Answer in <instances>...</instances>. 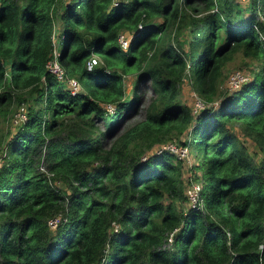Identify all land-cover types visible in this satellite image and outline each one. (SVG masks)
I'll use <instances>...</instances> for the list:
<instances>
[{
  "label": "trees",
  "instance_id": "obj_1",
  "mask_svg": "<svg viewBox=\"0 0 264 264\" xmlns=\"http://www.w3.org/2000/svg\"><path fill=\"white\" fill-rule=\"evenodd\" d=\"M255 26L264 31V0H0V112L25 107L0 154V264H264V42ZM53 48L78 91L47 70ZM237 51L259 59L257 70L216 97ZM92 54L102 61L87 69ZM184 76L202 100L195 111L177 99ZM141 82L151 90L143 117L117 132L143 104ZM234 122L262 152L258 162ZM169 140L197 158L201 206L174 207L185 198L180 160L156 147Z\"/></svg>",
  "mask_w": 264,
  "mask_h": 264
},
{
  "label": "rangeland",
  "instance_id": "obj_2",
  "mask_svg": "<svg viewBox=\"0 0 264 264\" xmlns=\"http://www.w3.org/2000/svg\"><path fill=\"white\" fill-rule=\"evenodd\" d=\"M241 1H245V0H241ZM156 19L160 20V17H156ZM54 23H55V27L59 25V20L56 18V16L54 17ZM95 56L98 59V63L102 61L101 56L99 54H95ZM259 62H260L259 59L252 58L249 56H244L239 51L234 52L233 55L231 56V58L229 60H227L224 63V65L222 66V77H221V80H220V83H219V86L217 89L216 97L220 96V94L224 90L230 91V90H234V89L239 87V86H237L236 88H230L229 87L228 75L233 70H235V69L240 70L241 74L245 76L244 81H247L248 79H250L253 76L254 72L257 70ZM122 77H123V88H124L123 93H124V96H126V95L130 94V92H131L132 82H133V79L135 78V72H134V70H131L129 72H126L125 74H122ZM139 90L145 91L143 104H141V106L138 107V110L136 111V113L134 115L128 117L125 121H123V123L120 125L117 132H120L124 126H126L130 122H133L134 119L143 117L144 112H143L142 106H144V104L148 101V99L151 95V90L149 88V85L146 82H141L139 84ZM177 99L180 102L187 104L191 108V110L194 109V105L196 104L198 99H200L199 97H197L196 93L191 88L186 76L183 77V80H182V83L180 86V91H179V94L177 95ZM17 109H18L17 104H13V106L7 112H0V139H1L0 140V154L3 151V147L5 145L6 140L9 138V136L12 133H14L16 131L18 124L22 120L19 118L18 113L16 112ZM23 112L25 113V107H24ZM66 121H68V119ZM233 129L237 133V136H238L240 143H242L246 147V149L252 155L254 160L256 162H258L260 156L262 155V152H260L258 146L253 142V140L250 137L241 133L240 124H238L237 122H234ZM61 136H62V132H60V138H62ZM185 137H186V133H183L182 135H180V139H183ZM169 141H171V140H169ZM174 142H175V140H174ZM178 145H180V147H183L182 153H180V154L174 153V154L180 160V162H179V171H180L179 176H180V179L182 182V190L184 193V188L187 186V184H190L192 182H198L201 184L202 181L200 178L199 170L197 168L193 167V165H192L193 162L197 160V158L193 157L192 153L185 146H182L181 144H179V142H178ZM38 161H39V159H38ZM40 162H41L40 164H42L44 166V168L42 170L44 171L45 175L47 177H49L51 175V173L46 170L45 159L43 160V158H40ZM51 182L54 185L62 188L63 190H66L63 182H61L59 179L54 178L53 180H51ZM168 200H169L168 197L163 198L164 202H167ZM173 203H174V207L177 210H181L188 205L186 198L176 199L173 201ZM57 215L61 216V214H57ZM163 246H166L165 240L163 242Z\"/></svg>",
  "mask_w": 264,
  "mask_h": 264
},
{
  "label": "built area",
  "instance_id": "obj_3",
  "mask_svg": "<svg viewBox=\"0 0 264 264\" xmlns=\"http://www.w3.org/2000/svg\"><path fill=\"white\" fill-rule=\"evenodd\" d=\"M114 2V0H113ZM261 19V18H260ZM257 32H258V37L261 41L264 42V32L260 31L256 26H255ZM128 40H129V34L127 32L121 31L117 35V42L119 43L120 47L122 49H126L128 45ZM98 63V59L95 56V54H92L86 59L85 66L87 69L91 68L94 64ZM46 68L48 71L54 74V76L65 83L66 88L70 93H74L80 89V84L79 81L77 80L76 77L74 76H68L65 72V70L61 67L59 64V61L57 59L56 55V50L55 48L52 49V55L49 59H47L46 63ZM245 80V76L241 74V71L238 69L233 70L229 75H228V84L230 88H236L239 86L240 83H242ZM198 97V96H197ZM101 105L105 108L106 112H111L113 110V105L111 103H105L101 102ZM202 105V100L198 99L196 104L194 105V109L192 111H195L196 108L200 107ZM24 106L19 105L17 109V113L20 119L25 118V113L23 112ZM176 142V141H175ZM174 140L171 141H166L161 144H158L156 147L158 149L164 148L167 149L173 153L180 154L182 153L183 147H180L178 143H175ZM186 149V148H185ZM1 162V161H0ZM40 169H43V167L39 166ZM200 190H201V184L198 182H192L190 184H187V186L184 188V195L185 198L187 199V203L191 206L193 205H198L201 206V196H200ZM61 218L60 215H54L50 218L47 219V224L48 227H55L56 223L58 220ZM172 237H173V232H169L165 238V244L166 248H170L172 244Z\"/></svg>",
  "mask_w": 264,
  "mask_h": 264
}]
</instances>
